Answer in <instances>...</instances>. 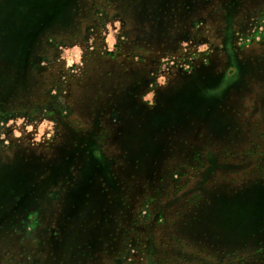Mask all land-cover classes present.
Returning a JSON list of instances; mask_svg holds the SVG:
<instances>
[{"label":"rangeland","instance_id":"374dc122","mask_svg":"<svg viewBox=\"0 0 264 264\" xmlns=\"http://www.w3.org/2000/svg\"><path fill=\"white\" fill-rule=\"evenodd\" d=\"M67 1L59 22L34 18L21 45H10L11 38L1 33L10 7L0 12V55L11 51L18 62H5L4 72L36 74L29 96L18 100L7 94L0 101V182L15 179L7 209L0 207V225L12 232L0 230V264H60L57 221L70 227L77 216L68 210L81 203L87 187L67 161L78 157L79 164L81 147L70 155L64 142L74 150L69 139L113 134L108 130L121 121L120 111L136 122L158 113V98L171 95L196 71L212 79L236 71L238 79L239 68L240 83L221 100L229 117L225 126H215L203 140L193 138L182 161L169 159L152 183L138 186L128 214L115 210L123 237L117 235L113 260L101 263L97 257L87 264H264V0L223 12L196 5L172 50L168 39L146 31L141 17L127 20L133 0ZM109 35L115 40L111 50ZM149 93L151 101L145 99ZM19 120L23 124L15 123ZM45 121L52 126L41 135ZM110 148L114 153L117 147ZM22 173L30 176L23 181ZM61 198L67 207L63 216L54 213ZM247 200L256 214L237 234L220 213L227 204Z\"/></svg>","mask_w":264,"mask_h":264},{"label":"trees","instance_id":"16d2710c","mask_svg":"<svg viewBox=\"0 0 264 264\" xmlns=\"http://www.w3.org/2000/svg\"><path fill=\"white\" fill-rule=\"evenodd\" d=\"M21 1H24L26 5L19 3L20 0H0V12L10 7V10H5L10 20L1 27L2 35L6 38L9 36L12 40L10 45L22 44L21 39L28 35L31 23L36 17L51 16L59 22L67 10L68 3L67 0H36V3L31 0ZM250 1L133 0L134 4L131 12L127 13V20L133 23L137 16L141 17L146 31L168 39L167 49L172 50L176 45L173 40H178L176 35L183 31V22L196 5L203 7V11L205 9L210 11L212 8L223 12L226 7L240 8ZM207 5L209 8H205ZM30 6L33 12L29 14L27 7ZM19 7L24 9L23 15ZM68 9L75 12L78 8L74 3H70ZM26 17L30 19L28 23H25ZM72 18L73 16L70 17ZM224 32L225 40L230 41L232 38L230 28L227 27ZM7 55H0V101H3L7 94L16 95V99L22 100L33 92V78L36 74L32 71L20 75L5 73V62L6 64L18 63L9 57H13L11 51L7 52ZM239 67L238 64L237 69ZM238 71V76L241 77L240 68ZM237 73L232 71V74L226 73L223 78L219 76L212 79L207 74L197 72L189 77L188 81L179 83L171 95L163 94L161 111L158 113L144 116L136 122L124 117L120 111L121 121L108 130L109 133L110 130L114 131L113 134H103L99 139L86 137L80 140L83 141L81 143L73 138L69 139L76 144L74 150L71 149L70 143L64 142V146L70 148L67 150L70 155L81 147L83 153L79 157L80 163L78 164V157L73 158V156L67 161L71 164V171L76 168V173H81L80 175L85 178L87 187L81 192L83 196L81 203L73 205L68 210L77 216L75 221L70 223V227L64 224V219L57 221L59 237L54 240V245L59 247L60 264H87L96 260L97 257L101 259V263L113 260L116 254L117 235L123 237L121 223L117 222L114 214L115 210L121 216L128 214L133 194L139 188L138 186L147 187L149 183H152L159 169H162L169 159L182 161L181 159L193 149L191 144L193 138L198 137L203 140L207 138V135L217 131L215 126H225L223 123H227L229 117L223 110L221 100L240 83V78H236ZM3 115L4 112L0 108V116ZM94 121L93 131L95 126L97 127V119ZM126 131L130 134H126ZM112 145L117 147L114 153L109 150ZM96 171H100L102 175L99 176ZM26 176L30 175L25 173L21 175V179L24 181ZM8 179L5 178L6 181L0 182L1 209L7 207L6 203L15 193V183H13L15 179L13 181ZM58 190L60 195L63 194V187ZM96 194L99 198L94 200ZM55 204V215L63 216L67 208L64 198ZM253 209L254 205L249 200L235 201L227 204L220 215L227 229L236 230L238 234L243 228L247 229L250 224L252 225L253 216L256 214ZM11 222L8 220L7 223L11 224ZM3 227L5 228V225L1 224L0 230H4ZM5 229L4 234H12L11 229L7 227ZM121 250L120 252L123 251Z\"/></svg>","mask_w":264,"mask_h":264},{"label":"clouds","instance_id":"9594fccd","mask_svg":"<svg viewBox=\"0 0 264 264\" xmlns=\"http://www.w3.org/2000/svg\"><path fill=\"white\" fill-rule=\"evenodd\" d=\"M117 27H118V24H117ZM108 44H109V50H111L112 47L115 45V40H114V38H113L112 35H109V37H108ZM205 48H206V45L203 46V47L200 49V51H203ZM160 83H161V84L164 83V78H163V77L160 78ZM152 95H153L152 93H149V95L146 96L145 99L148 100V101H151V99H152ZM12 123H14V122H13V121H9V122H8V125L11 126ZM15 123H16L17 125L23 124V120L15 121ZM51 126H52V125H51L50 122L45 121L44 124L41 125V135L43 134V129H44L45 127H51ZM27 130H28L29 132L32 131V127H31V125H29V127H28ZM13 134H14V136L17 137V138H19V137L22 135V133H21L20 131H18V130H17V131H14ZM49 138H51V133H49ZM0 139H3V137L0 136ZM36 139L39 140L40 137L38 136ZM5 143H7V141H5Z\"/></svg>","mask_w":264,"mask_h":264},{"label":"flooded vegetation","instance_id":"af4514ba","mask_svg":"<svg viewBox=\"0 0 264 264\" xmlns=\"http://www.w3.org/2000/svg\"><path fill=\"white\" fill-rule=\"evenodd\" d=\"M231 40H232V38H231ZM231 40H230V41H231ZM197 72H199V71H196L195 73H193L192 75H190V77H191V76H194ZM161 98H162V97H161ZM161 98H158V99L161 101V100H162ZM161 102H162V101H161Z\"/></svg>","mask_w":264,"mask_h":264}]
</instances>
